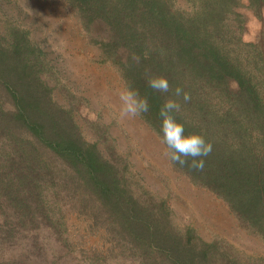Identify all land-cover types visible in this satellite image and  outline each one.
Segmentation results:
<instances>
[{
  "label": "trees",
  "instance_id": "16d2710c",
  "mask_svg": "<svg viewBox=\"0 0 264 264\" xmlns=\"http://www.w3.org/2000/svg\"><path fill=\"white\" fill-rule=\"evenodd\" d=\"M46 2L94 62L147 100L137 117L161 142V107L168 98L180 105L173 115L185 134H201L212 150L197 158L202 170L191 158H168L171 169L264 244V31L246 39L241 9L262 17L264 0ZM158 75L169 92L149 86ZM84 100L31 29L0 13V264H122L106 260L111 243L126 264H264V254L180 223L99 112L79 120Z\"/></svg>",
  "mask_w": 264,
  "mask_h": 264
},
{
  "label": "rangeland",
  "instance_id": "374dc122",
  "mask_svg": "<svg viewBox=\"0 0 264 264\" xmlns=\"http://www.w3.org/2000/svg\"><path fill=\"white\" fill-rule=\"evenodd\" d=\"M46 1L0 0V13H11L28 26L65 79L77 93L85 96L78 107L79 120L92 119L99 112L101 120L109 124L121 151L130 157L147 185L167 196L180 223L193 224L206 239L218 233L240 249L264 254V244L247 237L220 200L171 169L165 147L155 133L137 116L124 114L119 99L124 88L116 73L93 61V52L83 45L82 39L60 27L56 9L52 10L53 4ZM243 2L247 3V0ZM241 9L247 16L244 37L254 39L264 31V12L262 17H257L249 8ZM86 131L90 130L86 128ZM96 238V235L90 236L89 240L92 242ZM109 247L111 251L106 260L111 262L115 257L117 262L127 263L120 244L111 243ZM81 264L99 263L92 260Z\"/></svg>",
  "mask_w": 264,
  "mask_h": 264
},
{
  "label": "clouds",
  "instance_id": "9594fccd",
  "mask_svg": "<svg viewBox=\"0 0 264 264\" xmlns=\"http://www.w3.org/2000/svg\"><path fill=\"white\" fill-rule=\"evenodd\" d=\"M148 83L151 88L159 92L167 93L170 90L169 81L163 75L151 77ZM182 92L183 90L177 87L175 95L180 96ZM183 98L185 101H188L190 100V95L183 93ZM119 99L122 103L124 114L130 117H136L148 110L147 100L139 98L138 93L131 88L122 90ZM179 109L180 105L172 98H168L160 109V116L162 117L161 129L163 133L162 143L167 146L165 155L181 166L188 164V158H191L189 166L194 170H202L204 161L197 158L207 157L211 153L212 146L199 133L185 134L183 123L173 115Z\"/></svg>",
  "mask_w": 264,
  "mask_h": 264
}]
</instances>
